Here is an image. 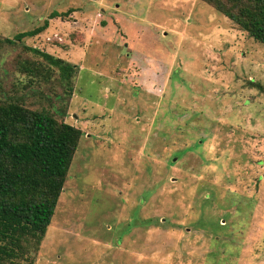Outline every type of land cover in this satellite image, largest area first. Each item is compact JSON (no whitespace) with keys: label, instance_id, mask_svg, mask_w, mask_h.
I'll return each instance as SVG.
<instances>
[{"label":"rangeland","instance_id":"1","mask_svg":"<svg viewBox=\"0 0 264 264\" xmlns=\"http://www.w3.org/2000/svg\"><path fill=\"white\" fill-rule=\"evenodd\" d=\"M13 100L82 131L32 264H264V45L205 0H0Z\"/></svg>","mask_w":264,"mask_h":264},{"label":"trees","instance_id":"2","mask_svg":"<svg viewBox=\"0 0 264 264\" xmlns=\"http://www.w3.org/2000/svg\"><path fill=\"white\" fill-rule=\"evenodd\" d=\"M205 1L264 45V0ZM47 23L15 38L33 36ZM32 50L58 69L71 90L78 67ZM81 135L80 128L45 110L29 109L18 100L0 103V264H32L27 259L31 247L38 248L51 222Z\"/></svg>","mask_w":264,"mask_h":264}]
</instances>
